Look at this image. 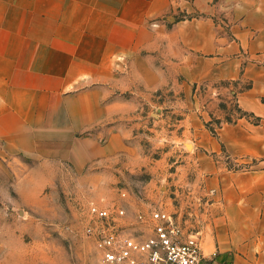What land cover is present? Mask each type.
Masks as SVG:
<instances>
[{"label": "rangeland", "instance_id": "rangeland-1", "mask_svg": "<svg viewBox=\"0 0 264 264\" xmlns=\"http://www.w3.org/2000/svg\"><path fill=\"white\" fill-rule=\"evenodd\" d=\"M205 2L179 0L151 22L159 30L157 48L114 60L113 75L93 84V92L65 93L68 114L100 115L81 124L72 140L40 139L35 153L0 145V264H100L84 231L91 203L123 208L133 235L141 231L137 212L160 204L184 232L201 237L212 217L211 194L198 173L199 133L215 135L243 112L235 102L241 85L201 78L215 71L213 53L199 54L178 35V25L203 19L231 39L228 7L207 0L201 10ZM91 100H98V111L86 106ZM24 146L32 150L30 141ZM221 160L228 169L247 167Z\"/></svg>", "mask_w": 264, "mask_h": 264}, {"label": "crops", "instance_id": "crops-1", "mask_svg": "<svg viewBox=\"0 0 264 264\" xmlns=\"http://www.w3.org/2000/svg\"><path fill=\"white\" fill-rule=\"evenodd\" d=\"M178 1L0 0V145L35 153L40 139L72 140L81 124L97 122L99 114H68L65 93L93 92L113 75L114 60L157 48L151 22ZM219 1L228 7L230 40L203 19L177 32L184 46L213 53L215 71L200 77L241 85L237 107L257 122L242 117L215 135L199 133L198 173L212 217L200 237L201 264H264V0ZM85 103L100 109L98 100ZM223 155L247 167L228 169Z\"/></svg>", "mask_w": 264, "mask_h": 264}, {"label": "built area", "instance_id": "built-area-1", "mask_svg": "<svg viewBox=\"0 0 264 264\" xmlns=\"http://www.w3.org/2000/svg\"><path fill=\"white\" fill-rule=\"evenodd\" d=\"M119 197L126 198L120 191ZM85 234L93 239L100 264H201L198 233L184 232L173 215L160 204L135 215L140 234L125 228V210L117 205L100 207L91 203Z\"/></svg>", "mask_w": 264, "mask_h": 264}, {"label": "trees", "instance_id": "trees-1", "mask_svg": "<svg viewBox=\"0 0 264 264\" xmlns=\"http://www.w3.org/2000/svg\"><path fill=\"white\" fill-rule=\"evenodd\" d=\"M239 110V109H238ZM240 112V111H239ZM241 117H251V115L250 114H247V113H245V112H240V115H239V118H241ZM213 134H214V132L213 131H211Z\"/></svg>", "mask_w": 264, "mask_h": 264}]
</instances>
